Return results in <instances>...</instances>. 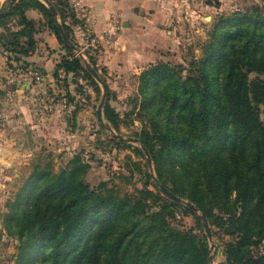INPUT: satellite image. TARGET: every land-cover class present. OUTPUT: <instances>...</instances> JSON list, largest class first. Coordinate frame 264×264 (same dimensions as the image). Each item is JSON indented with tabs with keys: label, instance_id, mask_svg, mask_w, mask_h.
I'll list each match as a JSON object with an SVG mask.
<instances>
[{
	"label": "trees",
	"instance_id": "obj_1",
	"mask_svg": "<svg viewBox=\"0 0 264 264\" xmlns=\"http://www.w3.org/2000/svg\"><path fill=\"white\" fill-rule=\"evenodd\" d=\"M47 1L57 20L41 0H6L0 8L1 45L23 61L25 74L27 57L37 49L36 34L46 27L65 49L53 79L67 89L69 75L83 74L100 92L86 69L89 62L105 82L108 99L111 88L95 55L83 51L86 61L78 54L82 46L74 26L79 22L71 1ZM28 11L43 22L28 17ZM15 18L20 28L11 30ZM58 22L75 49L63 40ZM189 64L183 74L182 65L155 62L137 76L134 108L147 123L136 134L140 147L133 150L145 156L144 148L155 172L146 171L137 195H120L104 182L92 187L85 181L90 166L80 155L59 171L34 165L3 215L4 228L17 241L15 264H210L202 216L212 237L214 225L230 238L222 243L225 264H264V250L259 251L264 242V7L253 4L220 17L202 58ZM103 115L118 132L121 117L109 102ZM111 140L130 147L126 140ZM162 186L198 214L164 194ZM176 209L193 214L200 231L174 226Z\"/></svg>",
	"mask_w": 264,
	"mask_h": 264
},
{
	"label": "rangeland",
	"instance_id": "obj_2",
	"mask_svg": "<svg viewBox=\"0 0 264 264\" xmlns=\"http://www.w3.org/2000/svg\"><path fill=\"white\" fill-rule=\"evenodd\" d=\"M192 1L196 16L193 23L185 21L186 27L180 31L181 45L164 50L163 59L156 61L182 65L183 74H187L190 69L191 60L198 61L202 58L203 46L209 40L212 27L220 17L231 15L253 4L264 7V0ZM27 15L34 16L37 22L41 20V17H35L39 16L36 11ZM8 26L11 30L20 28L16 18ZM1 31L0 28V33ZM83 50L92 51V54L97 51L90 48ZM82 52L81 49L80 53ZM15 57L14 52L6 50L0 43V264H15L17 253V241L7 233L3 225V215L8 210L6 203L13 200L35 164H49L53 170L59 171L67 167L73 156L80 155L90 166L85 181L92 187L104 182L120 195H137L147 181L146 171L155 176L154 170L146 167V156L133 150L140 147L139 142L127 141L130 147L117 145L111 140L114 137L107 129L109 123L104 118L103 108V121L97 119L96 109L103 94L97 81L100 92L95 91L91 81L85 79L83 74L74 76L75 78L69 75L67 89L63 81L54 79L53 83L43 81L36 84L24 78L23 68L26 65L23 61L15 60ZM83 57L87 61L84 54ZM147 66L136 75L130 76L125 72L120 77L116 76V85L108 84L112 88L105 102H109L121 117L118 132L113 130L125 138H137L136 134L147 123L146 117L138 112L137 107L134 108L137 76ZM32 67L30 63L28 68ZM98 69L104 75L105 71ZM252 77L251 75L250 78ZM88 90L92 93L88 94ZM71 91L86 97L85 101H77ZM77 118H80V126H77ZM171 222L179 228L200 231L194 215L179 209L174 210ZM212 228L215 234L212 237L214 247L211 250L210 263L225 264L222 243L230 238L214 225ZM208 242L210 248L211 243L209 240ZM262 250L264 242L259 251Z\"/></svg>",
	"mask_w": 264,
	"mask_h": 264
},
{
	"label": "crops",
	"instance_id": "obj_3",
	"mask_svg": "<svg viewBox=\"0 0 264 264\" xmlns=\"http://www.w3.org/2000/svg\"><path fill=\"white\" fill-rule=\"evenodd\" d=\"M5 1L0 0V8ZM70 1L72 3L73 0ZM81 1L89 7L95 30L99 34L106 29L112 30L109 18L113 14L117 15V29L112 30L114 40L104 41L102 47L94 54L96 65L105 71L103 76L108 84H115V79L125 72L130 76L136 75L149 63L163 59L164 50L180 46V31L186 27L185 21L193 23L196 16L192 0ZM35 17L39 18L40 15ZM74 36L82 46L78 26H74ZM37 38V49L27 57V61L43 72L44 82L53 83L52 73L55 64L65 52L56 36L45 27L39 30ZM89 53L92 54V51ZM109 87L112 88L111 85ZM71 92L77 101L80 99L85 101L86 97L83 98L75 91ZM89 93L92 91L88 90ZM77 126H80V118H77Z\"/></svg>",
	"mask_w": 264,
	"mask_h": 264
},
{
	"label": "built area",
	"instance_id": "obj_4",
	"mask_svg": "<svg viewBox=\"0 0 264 264\" xmlns=\"http://www.w3.org/2000/svg\"><path fill=\"white\" fill-rule=\"evenodd\" d=\"M72 8L75 19L79 22L78 28L83 41L82 48H90L92 50H99L102 47V43L112 42L114 40V33L112 30L117 29V15L113 14L109 18V25L112 30H104L102 33H98L95 30L94 22L90 14L89 7L81 0H73ZM83 50V49H82ZM24 78L28 79L36 84H40L44 81L43 74L35 68H28L25 72Z\"/></svg>",
	"mask_w": 264,
	"mask_h": 264
},
{
	"label": "water",
	"instance_id": "obj_5",
	"mask_svg": "<svg viewBox=\"0 0 264 264\" xmlns=\"http://www.w3.org/2000/svg\"><path fill=\"white\" fill-rule=\"evenodd\" d=\"M41 1H43L50 8L53 16L57 20V13H56L55 9L53 8V6L47 0H41ZM58 28H59V31H60V34H61L63 40L65 42H67L70 45V47L75 49V46L70 42L68 36L66 35L65 31L63 30V28H62V26H61V24L59 22H58ZM78 54H81L80 51H78ZM81 55L83 56V54H81ZM85 66H86V69L88 70V72L91 74V76L101 85L102 90H103V94L101 96L100 102H99L98 107L96 109L97 119L100 122H102L103 121L102 108L104 106L105 98H106V85H105V82H103V80L99 77L98 73L96 72V70L93 68V66L89 62H86ZM107 129L111 132V134H112V136L114 138H117L119 140H126V141H129V142H139V140L137 138H131V137L125 138V137H123L121 135H118L117 133H115V131L109 125H107ZM143 151H144V154L146 156L147 162H148V164L150 166V170H153L152 161H151V158H150L148 152L144 148H143ZM161 190H162V192L164 194L169 196L172 200L180 202V203L188 206L194 212H196V208L190 202L185 201L184 199H182V198L170 193L163 186L161 187ZM201 222H202V225L204 227L205 234H206L208 240L211 243L210 248H209L210 251H211L212 248L214 247V244L212 242V234H211V229H210L209 223H208L207 219L205 218V216L201 217ZM222 253H223V255H225L224 249L222 250ZM210 264H212V263H210Z\"/></svg>",
	"mask_w": 264,
	"mask_h": 264
}]
</instances>
